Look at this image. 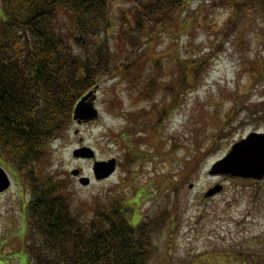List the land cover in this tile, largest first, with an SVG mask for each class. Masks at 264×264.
<instances>
[{"label": "rangeland", "instance_id": "1", "mask_svg": "<svg viewBox=\"0 0 264 264\" xmlns=\"http://www.w3.org/2000/svg\"><path fill=\"white\" fill-rule=\"evenodd\" d=\"M140 1L111 0L113 21L107 35L116 61L129 52L121 24L125 18L132 21ZM214 4L188 0L175 25L136 50L129 61L141 60V65H132L131 76L121 72L101 79L99 117L85 124L74 120L35 165L42 179H56L63 186L84 216L97 205L118 200L130 205V215L137 218L161 209L168 212L152 264H240L246 237L259 234L258 229H247L255 230L246 210L253 209L249 192L252 188L256 195V184L212 176L209 169L245 133L259 125L264 128V15L255 8ZM228 20L239 30L234 25L231 37H224ZM62 21L67 27L66 17ZM187 56L203 63L183 92L175 87ZM137 75L139 80L159 81L154 99H145L128 83ZM81 145L94 148L97 159L117 157L116 171L107 179H95L93 160L73 156ZM0 164L12 177V186L0 196V264H26L29 185L1 156ZM79 167L92 178L88 185L71 173ZM218 182L225 189L205 196ZM259 213L254 209L255 219ZM137 218L130 221L136 223Z\"/></svg>", "mask_w": 264, "mask_h": 264}, {"label": "trees", "instance_id": "2", "mask_svg": "<svg viewBox=\"0 0 264 264\" xmlns=\"http://www.w3.org/2000/svg\"><path fill=\"white\" fill-rule=\"evenodd\" d=\"M209 1L255 8L264 15V0ZM187 2L136 3L132 21L125 18L121 24L129 52L116 61L107 35L113 21L111 0H1L0 156L22 172L29 185L26 264H152L159 255L156 237L168 212L161 209L132 223L130 205L118 200L97 205L84 216L63 186L56 179H42L35 165L74 121L80 97L103 77L121 72L131 76L132 65H141V60L129 61L136 50L175 25ZM210 21L207 15L205 23L210 26ZM234 25L227 21L224 37H231ZM187 57L175 87L183 92L203 63ZM128 83L147 100L160 88L156 79L139 80L138 75Z\"/></svg>", "mask_w": 264, "mask_h": 264}, {"label": "water", "instance_id": "3", "mask_svg": "<svg viewBox=\"0 0 264 264\" xmlns=\"http://www.w3.org/2000/svg\"><path fill=\"white\" fill-rule=\"evenodd\" d=\"M96 86L89 92L84 94L77 102L74 109V118L78 122L89 121L98 117L99 111L95 106L96 99ZM260 134L251 133L246 139L237 141L231 151L223 158L216 161L210 173H231L237 176L256 177L258 170L264 167V151L260 149L255 141ZM264 136V135H263ZM73 154L75 157L80 158H95V151L91 146L82 145L77 147ZM117 160L115 157L110 159H95L93 163V173L95 178L102 179L110 176L116 170ZM80 173V168H74L72 174L76 175ZM90 177L82 175L80 181L83 184L90 182ZM10 185V178L3 167L0 166V191L5 190ZM222 185L217 184L210 188L206 195H212L219 191Z\"/></svg>", "mask_w": 264, "mask_h": 264}, {"label": "flooded vegetation", "instance_id": "4", "mask_svg": "<svg viewBox=\"0 0 264 264\" xmlns=\"http://www.w3.org/2000/svg\"><path fill=\"white\" fill-rule=\"evenodd\" d=\"M251 132H257L260 134L257 139H255L258 147L264 151V128L260 125L257 126L255 129L251 130L250 132L245 133L242 138H246L249 136ZM241 138V139H242ZM262 158H264V155H262ZM79 160H85V159H79ZM83 174V169L81 168V171L79 173V176ZM225 178L231 179V180H241L242 182L246 183L247 185L256 184L257 187V193L255 196H253L254 191L252 188H250L249 192V198L253 201H249L253 204V209L246 210L248 214L253 216L251 220L254 222L253 225H255V230L247 228L250 232L255 231L258 229L257 234L258 236H253V234L246 237L243 248H241V251L239 252L238 256V262L240 264H264V167H261L260 170H258L256 177H239V176H232V175H221ZM225 189V185L223 187ZM6 192L3 191L0 193V196ZM259 201L260 205L257 206V202ZM254 209L259 210L260 213L257 215V218L254 217ZM247 214V215H248ZM250 221V220H249ZM249 222H247L246 225H248ZM246 229V228H245ZM245 231V230H244Z\"/></svg>", "mask_w": 264, "mask_h": 264}]
</instances>
